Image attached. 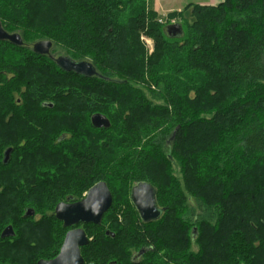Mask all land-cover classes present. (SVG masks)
Here are the masks:
<instances>
[{
	"label": "trees",
	"instance_id": "16d2710c",
	"mask_svg": "<svg viewBox=\"0 0 264 264\" xmlns=\"http://www.w3.org/2000/svg\"><path fill=\"white\" fill-rule=\"evenodd\" d=\"M146 2L0 0L8 33L61 42L101 76L30 54L13 64L37 113L30 125L0 119L11 132L0 136V235L15 230L0 238L2 264H36L31 243L49 236L53 250L40 256L56 258L67 233L57 205L83 200L100 182L113 204L100 225H80L90 239L84 264H264V0L197 5L194 27L186 34L180 24L179 37ZM141 35L155 42L151 56ZM45 101L53 105L46 114ZM82 113L103 114L111 127L96 129ZM139 182L156 189L157 221L142 222L130 201Z\"/></svg>",
	"mask_w": 264,
	"mask_h": 264
},
{
	"label": "water",
	"instance_id": "95a60500",
	"mask_svg": "<svg viewBox=\"0 0 264 264\" xmlns=\"http://www.w3.org/2000/svg\"><path fill=\"white\" fill-rule=\"evenodd\" d=\"M171 37H179L183 30L180 24L171 25L167 28ZM0 41L9 42L15 47L23 46V38L17 33H8L0 21ZM53 43L49 40L39 41L34 45V52L41 56L49 55ZM59 68L65 72H73L86 78L100 77L93 64L87 61L76 62L69 57H60L57 60ZM91 123L96 129H109L111 123L109 119L100 113L91 117ZM176 129L171 137L175 138ZM12 149H8L4 154L3 164L7 165L10 161ZM130 200L142 222L151 223L157 221L162 210L158 208L156 189L149 183L140 182L131 191ZM113 204V196L106 182H100L92 187L85 195L83 200L75 203H60L55 209L56 219L63 223L65 228L76 227L79 225H100L104 215L110 210ZM34 212L28 210L26 217H32ZM196 232V230H194ZM109 235V232L106 233ZM15 232L12 226H8L2 233L1 239L13 238ZM114 237V236H112ZM90 243L86 232L82 228L70 230L64 239L63 245L56 258L46 261L40 260L37 264H84L81 249ZM143 250L138 254L141 256Z\"/></svg>",
	"mask_w": 264,
	"mask_h": 264
},
{
	"label": "rangeland",
	"instance_id": "374dc122",
	"mask_svg": "<svg viewBox=\"0 0 264 264\" xmlns=\"http://www.w3.org/2000/svg\"><path fill=\"white\" fill-rule=\"evenodd\" d=\"M146 5L148 6V2H146L147 0H144ZM223 0H153V8L154 10L157 12V15L160 17V19L162 20V29H165L166 27L170 26V25H175V24H181L183 25V29L184 32L187 34L189 31H191V28L194 27L195 24V14H194V8L197 5H212L215 6L219 3H221ZM1 21V20H0ZM22 29H19L17 31H13L14 33H21L22 31H20ZM23 33V32H22ZM30 36V37H28ZM27 37V39H26ZM23 39L26 42L27 46L33 45L36 42L42 41V40H47L46 38L43 39H35V35L28 33V34H24L23 35ZM51 41V40H50ZM54 44V54L56 55H66V56H70L71 57V53L72 50L65 47L61 42H54L52 41ZM140 43L143 45V47L145 48V51L147 52L148 56H151L154 52L155 49V42L152 38L146 36V35H141L140 37ZM0 70H1V74L3 75V77L0 78V87L5 86V83H10L11 86L9 88L6 89H1L0 90V99L2 96H4V94H9L8 95V99L7 100H3V102H1L0 107L2 108L4 105L7 107H10L11 110H13V114L15 115H20V119L25 118V119H29L32 120V115H35V112L37 113V111H28V109H25L26 106V102L24 99V96L22 94V87L24 88L25 83L24 81V73L20 70V68H17L15 66H13V64H15V61H19V59L23 60V58L26 59V55L23 52H20L19 50L11 47L8 44H0ZM75 54V53H73ZM9 57V59L7 58ZM72 58V57H71ZM74 59V58H73ZM74 60L76 61H87L93 64V62L91 61L90 58L88 57H83V59H80L79 57H77V59L75 58ZM38 63H44L45 61L41 60V61H36ZM46 63V62H45ZM47 67V66H45ZM114 79H118V78H114ZM115 87V86H113ZM191 95L194 96V92H191ZM148 97H150L147 94ZM149 99H152V97H150ZM16 100H21L22 103L19 106H16ZM153 101V99H152ZM157 104H160L161 102L159 101H153ZM31 108V107H30ZM44 113V112H43ZM46 114V113H44ZM94 115V113H82V115H80V117L82 119H86V120H90L91 122V117ZM3 122V121H2ZM1 122V123H2ZM13 123H18L16 120L12 121ZM4 130V129H3ZM8 134H11V132H6ZM178 166V165H177ZM177 166H174L175 168ZM177 171L178 168H176ZM86 195V194H85ZM84 195V196H85ZM192 202H185L184 206H190L192 205ZM123 208V207H122ZM124 209V208H123ZM122 212L126 211H120L118 212L119 216H123ZM49 215L51 214V212L48 213ZM135 215L132 214V218H134ZM122 217H119V222H122ZM194 222V220H191L192 224ZM79 228H83L82 226L80 227L77 226ZM24 228V227H23ZM23 228H21V232H23ZM5 229V228H4ZM84 229V228H83ZM69 229H67L68 232ZM66 235V234H65ZM64 235V238H65ZM50 238L46 241H39V240H33V242L31 243V246L33 247V252H32V258L36 259L38 263V261L43 260V258H41L40 253L48 250H53V245H52V237L53 236H49ZM51 239V240H50ZM50 240V241H49ZM64 242V239H63ZM63 242L60 245L59 248V252L60 249L63 245ZM196 247V246H195ZM194 247V248H195ZM59 254V253H58ZM137 253L133 252V255L135 256ZM44 260H48V259H44ZM2 261H0V264H2ZM5 264V263H4Z\"/></svg>",
	"mask_w": 264,
	"mask_h": 264
},
{
	"label": "flooded vegetation",
	"instance_id": "af4514ba",
	"mask_svg": "<svg viewBox=\"0 0 264 264\" xmlns=\"http://www.w3.org/2000/svg\"><path fill=\"white\" fill-rule=\"evenodd\" d=\"M43 41V40H42ZM1 43H6V44H8V45H11V46H13L12 44H10L9 42H2L1 41ZM37 43V42H36ZM35 43V44H36ZM53 43V42H52ZM35 44H33V45H30V46H27V44H26V42L24 41V39H23V46L22 47H17V48H24V49H28V50H19L20 52H23L24 54H30L31 55V57L32 58H43V59H46L47 61H49L50 63H53V64H55L57 67H59L58 66V64H57V60L60 58V57H63V56H65V57H69V56H66V55H56V54H54V44H53V46H52V49H51V51H50V53H49V55H46V56H41V55H38V54H36L35 52H34V45ZM15 47V46H14ZM69 58H71V57H69ZM72 59V58H71ZM72 60H74V59H72ZM74 61H76V60H74ZM76 62H82V61H76ZM92 64V63H91ZM0 73H1V70H0ZM1 85V84H0ZM22 93L24 92V90H25V86H24V88L22 87ZM16 106H19V105H21V103H22V101L21 100H16ZM53 108V105H52V103L51 102H49V101H45V102H42L41 103V107H40V109L44 112V113H46V112H48L49 111V109H52ZM25 109H28V111L30 112V111H33V110H35V109H33V108H30V107H26L25 106ZM13 112V110H11V108L10 107H7V106H3L2 108L0 107V119H1V122L2 121H5V122H10V121H13V120H16L17 122H19L20 121V123H23V122H29L28 124L30 125L31 124V122L32 121H34V119H32V120H29V119H25V118H22V119H20V115H15V114H13L12 113ZM22 133V132H21ZM25 134H23L22 133V137H29V136H31V133H29V132H24ZM7 133H6V131L5 130H0V136L2 137V136H5ZM21 136V135H20ZM27 139H23V142H25ZM0 142H1V140H0ZM6 152V151H5ZM5 152L3 153V158H2V161H3V159H4V154H5ZM0 165H1V156H0ZM140 183V182H139ZM147 183V182H146ZM138 184V183H137ZM135 186V185H134ZM133 186V187H134ZM132 187V188H133ZM131 191H132V189H131ZM130 195H131V192H130ZM5 196L4 195H2L1 194V179H0V215H1V199H3ZM131 201V200H130ZM157 204H158V202H157ZM133 205V204H132ZM135 208V207H134ZM158 208L160 209V210H162V212L164 211V209L163 208H161L159 205H158ZM55 212V211H54ZM137 212V211H136ZM137 214H138V212H137ZM139 216V215H138ZM62 223V222H61ZM63 224V223H62ZM64 226V225H63ZM8 227V226H7ZM7 227H5V229L7 228ZM76 228H79V227H71V228H67V229H69L68 230V232L70 231V230H73V229H76ZM5 229H3L2 230V232H1V235H2V233H3V231L5 230ZM83 229V228H82ZM14 230V229H13ZM14 232H15V230H14ZM67 232V233H68ZM66 233V234H67ZM1 235H0V238H1ZM66 236V235H65ZM15 237V236H14ZM13 237V238H14ZM8 239H11V238H8ZM65 239V238H64ZM4 240H6V239H4ZM146 253V251L145 250H143V254L142 255H144ZM140 257L141 256H138V255H136L135 257H134V261H136L137 259H139L140 260ZM46 261H49V260H46ZM39 262V261H38Z\"/></svg>",
	"mask_w": 264,
	"mask_h": 264
}]
</instances>
